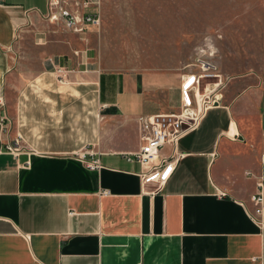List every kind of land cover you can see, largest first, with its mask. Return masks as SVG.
Instances as JSON below:
<instances>
[{"label": "crops", "instance_id": "1", "mask_svg": "<svg viewBox=\"0 0 264 264\" xmlns=\"http://www.w3.org/2000/svg\"><path fill=\"white\" fill-rule=\"evenodd\" d=\"M76 1L101 22V0ZM48 7L0 0V96L25 145L0 154V264H264V84L208 71L200 92L216 101L161 147L166 181L143 184L137 118L177 111L195 71L107 69L91 25L69 30Z\"/></svg>", "mask_w": 264, "mask_h": 264}, {"label": "rangeland", "instance_id": "2", "mask_svg": "<svg viewBox=\"0 0 264 264\" xmlns=\"http://www.w3.org/2000/svg\"><path fill=\"white\" fill-rule=\"evenodd\" d=\"M100 14L87 32L107 69L187 64L200 88L213 70L264 84V0H101Z\"/></svg>", "mask_w": 264, "mask_h": 264}, {"label": "built area", "instance_id": "3", "mask_svg": "<svg viewBox=\"0 0 264 264\" xmlns=\"http://www.w3.org/2000/svg\"><path fill=\"white\" fill-rule=\"evenodd\" d=\"M70 3H74L75 7H69ZM48 6V18L52 21L61 19L64 26L69 30L84 32L88 25H100L99 14L82 12V7L76 0H48ZM202 65L207 70L213 67L209 63ZM57 72L60 81H63L64 71L58 69ZM201 76L202 74L191 75L187 82L182 83L181 102L177 111L138 116L137 122L142 144L133 157L147 167V171L142 174L143 184L166 181L174 167L169 164L159 170L153 165L161 147L165 144L177 143L187 132L194 130L205 111L216 101V99L205 96L206 88L202 93L200 92L199 79ZM4 107V100L0 96V154L7 153L17 157L25 152V145L19 135L16 137L9 136L11 124ZM78 157L89 169L100 167L99 159L89 160L86 158L85 152L79 154ZM252 201L255 205V213L261 216L264 208V189L261 181L257 182ZM260 219L261 217L258 221L262 223V219Z\"/></svg>", "mask_w": 264, "mask_h": 264}, {"label": "bare ground", "instance_id": "4", "mask_svg": "<svg viewBox=\"0 0 264 264\" xmlns=\"http://www.w3.org/2000/svg\"><path fill=\"white\" fill-rule=\"evenodd\" d=\"M190 78V75L189 76H187L184 80H183V82H187V80ZM185 84V83H184ZM187 85V84H186Z\"/></svg>", "mask_w": 264, "mask_h": 264}]
</instances>
